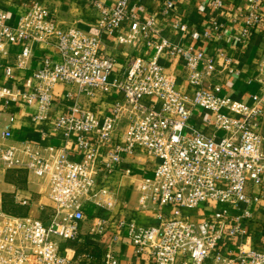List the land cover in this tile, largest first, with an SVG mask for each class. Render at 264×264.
<instances>
[{
    "label": "built area",
    "instance_id": "built-area-1",
    "mask_svg": "<svg viewBox=\"0 0 264 264\" xmlns=\"http://www.w3.org/2000/svg\"><path fill=\"white\" fill-rule=\"evenodd\" d=\"M223 5L224 0H210L213 10ZM91 6L96 32L61 25L38 1L29 3L14 25L0 9V41L23 46L16 63L4 66L6 77L14 79V70L27 66L37 42L58 52L57 59L47 54L40 59L23 89L0 86L2 105L36 103L35 117L46 118L57 96L55 86L70 84L73 90L65 95L73 103L52 119V126L72 138L81 153L72 159L65 149L24 139L8 144L3 140L10 130L1 131L0 160L45 179L49 208L44 220L0 209V264H70L66 242L81 236L83 203L102 211L112 208L108 175L131 156L145 157L144 166L150 165L139 174V201L158 209L153 225L120 223L136 253L149 255L154 264H264V217L254 213L264 200V45L252 78L259 91L250 94L247 104L225 91L219 78L239 73L225 50L208 55L191 42L173 43L159 35L154 18L139 19L129 0H91ZM173 8L174 2L166 0L159 13L169 16ZM237 20L239 39L246 43L264 25V2L249 0L228 18V26L212 23L227 28ZM170 25L188 34L185 22L177 19ZM103 33L154 52L149 58L127 56L114 73L116 61L104 52ZM188 35L197 39L200 32ZM162 56L181 60L180 76L166 70L159 62ZM180 77L191 89L178 86ZM105 97L112 102L102 111L85 105ZM198 111L209 113L210 135L191 126L190 117ZM124 172L132 174L128 167ZM105 226L106 217H94V231L102 233ZM99 264L119 260L109 249Z\"/></svg>",
    "mask_w": 264,
    "mask_h": 264
},
{
    "label": "crops",
    "instance_id": "crops-1",
    "mask_svg": "<svg viewBox=\"0 0 264 264\" xmlns=\"http://www.w3.org/2000/svg\"><path fill=\"white\" fill-rule=\"evenodd\" d=\"M38 1L43 3L50 10V17L61 25H77L78 27L96 32V15L91 6V0H0V9L5 11L8 21L16 24L18 18L24 13L26 6ZM166 0H129V7L137 13L139 19L154 18L160 28L159 35L173 43L184 45L191 42L196 48L202 49L208 55H215L218 49H223L232 58L233 64L239 69L235 76L219 74L223 81L225 91L231 92L234 98L250 104V94L258 92V83L252 78L256 73V57L264 45V25L257 27L246 43L239 39V29L241 21L237 20L229 27H213L212 22H222L228 26V18L236 17L238 9L244 7L249 0H224V5L219 10H213L210 0H172L174 8L169 16L163 17L159 13V8ZM264 2V0H262ZM114 0H107V3ZM181 20L187 25L188 34L197 30L200 36L197 39L191 38L188 34L174 30L170 25L173 20ZM208 31L209 36L204 32ZM104 41V52L114 56L116 65L114 73H119L124 65L127 56L135 53L141 57L149 58L153 54V49L142 43L135 46L134 43H118L116 36L102 34ZM22 44L0 41V86H16L24 88V80L28 74L35 69L40 59L49 55L54 59L58 58V52L53 45H46L37 42L33 45L30 56L26 59L27 66L23 69L14 70V79L8 78L4 74L5 65H14L18 54L22 50ZM159 62L165 66L166 70L181 75L182 64L180 59L170 60L164 56L159 58ZM251 80V81H248ZM181 88L191 89L186 81L181 77L177 80ZM70 84H58L55 86V102L48 110L46 118H36V103L25 104L23 101L10 102L4 107L0 100V133L3 129L10 130V137L4 139L5 143H17L19 140H27L42 146H52L65 149L67 155L72 159H78L81 155L72 138L66 139L61 130H56L52 126V119L55 116L67 113L71 98L65 95L66 91H72ZM112 99L105 97L102 102L85 103L93 108L104 110L111 105ZM100 111V112H101ZM209 113L198 111L192 113L190 124L195 129L205 135L213 132L211 125L207 124L205 117ZM145 157L131 156L124 159L107 178V185L114 195V205L112 208L102 211L92 202L83 203L84 219L81 222V236L77 240L66 242L67 255L70 264H99L105 252L113 250L118 257L119 264H154L153 259L147 254H138L126 236L125 228L120 223L133 220L140 226H149L157 222L158 209L152 203L143 204L139 201V174L150 169V165L144 166ZM127 162H131V166ZM128 167L132 174L125 173ZM10 168L7 175H3L1 190L10 193L17 205L10 210L7 207L6 213L24 216L37 217L47 214L49 200L47 197V182L25 168ZM148 173V172H147ZM10 174V175H9ZM9 175V176H8ZM1 194V193H0ZM264 197V191H262ZM19 199H26V203H21ZM1 202V201H0ZM255 209V214L264 217V200ZM103 215L106 217V226L102 233L94 231V217ZM257 233H252V239H256Z\"/></svg>",
    "mask_w": 264,
    "mask_h": 264
},
{
    "label": "rangeland",
    "instance_id": "rangeland-1",
    "mask_svg": "<svg viewBox=\"0 0 264 264\" xmlns=\"http://www.w3.org/2000/svg\"><path fill=\"white\" fill-rule=\"evenodd\" d=\"M9 169L10 168H7V166L4 163H2V161L0 160V193H1L0 194V201H1L0 202V206L4 210L7 207H9L8 209L10 210L13 206L17 205L15 203L14 197H12V195L10 193H7V192H4V191L1 190V187H2L1 184H2L3 175H7V173L9 172L8 171ZM8 209H6V210H8ZM37 217H39V218H41L43 220L48 218L46 214H44L43 216L39 215Z\"/></svg>",
    "mask_w": 264,
    "mask_h": 264
}]
</instances>
